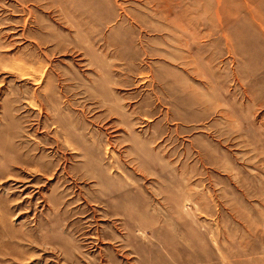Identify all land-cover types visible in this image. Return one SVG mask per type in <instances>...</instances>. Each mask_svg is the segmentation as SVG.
I'll use <instances>...</instances> for the list:
<instances>
[{
  "label": "rangeland",
  "instance_id": "1",
  "mask_svg": "<svg viewBox=\"0 0 264 264\" xmlns=\"http://www.w3.org/2000/svg\"><path fill=\"white\" fill-rule=\"evenodd\" d=\"M71 1L0 0V264H264V0Z\"/></svg>",
  "mask_w": 264,
  "mask_h": 264
},
{
  "label": "bare ground",
  "instance_id": "2",
  "mask_svg": "<svg viewBox=\"0 0 264 264\" xmlns=\"http://www.w3.org/2000/svg\"><path fill=\"white\" fill-rule=\"evenodd\" d=\"M15 1V4L17 5V6H20L25 12H26V14L28 15V17H27V19L25 20L26 22H25V24H29V21H33V22H37V16L35 15V12H34V10L29 6V4L28 3H30V0H14ZM32 1V0H31ZM42 1V3L44 2V4H46V5H48L47 7H50L51 8V6H49L50 4H57L56 2H61V3H63V4H65L64 2H68L69 0H41ZM74 1V0H73ZM73 1H71V2H73ZM76 1V0H75ZM34 2V1H33ZM32 3V2H31ZM30 3V4H31ZM39 2H37V4H38ZM67 5V4H66ZM71 5H73V4H71ZM80 5V4H79ZM79 5H77V6H79ZM53 6V5H52ZM59 6V5H58ZM81 6V5H80ZM121 8H123V10L125 11V8H124V5L121 3L120 5H119ZM57 7V6H56ZM54 8V7H53ZM60 8V7H59ZM80 8V7H79ZM164 8V7H163ZM62 9V8H61ZM78 9V8H77ZM50 10V9H49ZM58 9H56V11H57ZM60 10V9H59ZM63 10V9H62ZM163 10V9H162ZM70 11V10H69ZM77 11H79V9L77 10ZM82 12V11H81ZM59 13V12H58ZM62 13V12H61ZM75 13V12H74ZM74 13H73V15H74ZM127 13V12H126ZM78 14V13H77ZM83 14V13H82ZM81 15V14H80ZM63 16H64V14H63ZM78 17H80L79 15H77V18ZM86 18H88L87 16H85ZM83 18V19H86V18ZM90 18L92 19V17L90 16ZM94 18H96V17H94ZM99 18V20L101 19L100 17H98ZM92 20H94V19H92ZM96 20H97V18H96ZM98 21V20H97ZM88 22H89V20H88ZM91 22V21H90ZM89 22V23H90ZM93 22V21H92ZM94 24H97L96 22L94 23ZM99 25V24H98ZM86 26V25H85ZM93 26H95V25H93ZM26 27V26H25ZM88 27V26H87ZM99 27V26H98ZM98 27H96V28H98ZM84 28V27H83ZM43 29V28H42ZM84 29H86V28H84ZM92 29V28H91ZM90 29V30H91ZM88 30V29H87ZM93 30H96V29H93ZM99 30V29H98ZM88 34V33H87ZM95 34V33H94ZM97 34H98V32H97ZM90 36H92V35H90ZM90 36H89V38H90ZM95 36V35H94ZM141 44V43H140ZM45 52V51H44ZM19 62V61H18ZM24 63V62H23ZM18 63H15V65H17ZM20 64H22V63H20ZM19 64V65H20ZM26 64V63H25ZM14 65V66H15ZM24 65V64H23ZM23 65H21V67L23 68ZM40 66V65H39ZM16 67V66H15ZM27 67V66H26ZM31 67V66H30ZM34 67V66H33ZM41 67H44V66H42L41 65ZM18 68V67H17ZM28 68V67H27ZM15 69V68H14ZM19 69V68H18ZM17 69V70H18ZM33 68L31 67V70H32ZM36 68L34 67V70H35ZM20 71L22 70L21 68L19 69ZM28 70H30V69H28ZM28 70L26 71V74H30V73H28ZM31 70H30V72H31ZM34 70H32V72H31V76H36V80H38L39 82H43V83H45V85H46V82H48V80H49V77H50V74L49 73H47V68H46V66H45V68H41L40 70H38V67H37V71H34ZM23 71V70H22ZM21 71V72H22ZM24 71H25V68H24ZM34 71V72H33ZM39 71V72H38ZM22 73H24L25 74V72H22ZM38 74H40L39 76H38ZM27 75V76H28ZM29 75V76H30ZM144 75V74H143ZM24 76V75H23ZM33 76V77H34ZM37 76L38 77H40V79H38L37 78ZM36 83H38V82H36ZM38 97V96H37ZM31 103V102H30Z\"/></svg>",
  "mask_w": 264,
  "mask_h": 264
}]
</instances>
